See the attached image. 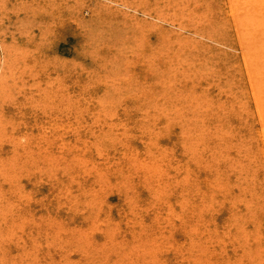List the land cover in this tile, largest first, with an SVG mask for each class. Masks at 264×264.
<instances>
[{
  "label": "rangeland",
  "instance_id": "374dc122",
  "mask_svg": "<svg viewBox=\"0 0 264 264\" xmlns=\"http://www.w3.org/2000/svg\"><path fill=\"white\" fill-rule=\"evenodd\" d=\"M256 4L0 0V264H264Z\"/></svg>",
  "mask_w": 264,
  "mask_h": 264
},
{
  "label": "bare ground",
  "instance_id": "6f19581e",
  "mask_svg": "<svg viewBox=\"0 0 264 264\" xmlns=\"http://www.w3.org/2000/svg\"><path fill=\"white\" fill-rule=\"evenodd\" d=\"M255 3H257L256 5H258V8H257V12H262L264 11V6H260L261 3L254 0ZM231 3L235 2V0H230ZM236 4H239V5H243V0H236ZM253 7V6H252ZM255 9V7H253ZM264 14V12H263ZM258 62L257 63V67H256V70H257V73H255V76H256V84H258L261 92H262V97L261 99L259 100L258 102V107H259V111L261 113V115H263V118H264V62H259V61H256ZM259 75H262V76H259Z\"/></svg>",
  "mask_w": 264,
  "mask_h": 264
}]
</instances>
